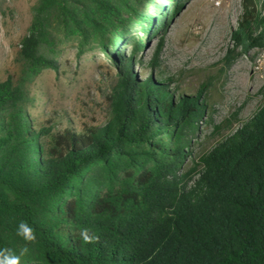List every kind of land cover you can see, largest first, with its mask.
Segmentation results:
<instances>
[{"label": "trees", "instance_id": "trees-1", "mask_svg": "<svg viewBox=\"0 0 264 264\" xmlns=\"http://www.w3.org/2000/svg\"><path fill=\"white\" fill-rule=\"evenodd\" d=\"M241 1L227 66L239 51L264 48V0ZM186 2L33 6L18 73L0 78V247L19 255L27 246L21 264H264V103L221 135L202 90L179 91L157 70L166 26ZM133 25L144 36H131ZM59 26L80 37L81 51L96 41L117 69L103 122L77 125L56 111L31 112L35 79L61 68ZM155 38L151 69L140 79L134 65H144L141 53ZM205 125L222 138L197 153ZM21 221L33 228L34 242L16 235ZM82 229L96 239L83 242Z\"/></svg>", "mask_w": 264, "mask_h": 264}, {"label": "rangeland", "instance_id": "rangeland-1", "mask_svg": "<svg viewBox=\"0 0 264 264\" xmlns=\"http://www.w3.org/2000/svg\"><path fill=\"white\" fill-rule=\"evenodd\" d=\"M37 2L0 0V78L18 73L19 41L28 32ZM241 15V0H187L179 15L166 26L160 69H157L165 77H173L170 83L179 91L187 88L188 93L197 94L202 90L201 100L208 105L207 118L219 126L221 135L234 131L264 103V48L248 53L239 51L230 66L226 63L233 48L231 34ZM54 31L61 40V68L58 72L46 69L35 79L32 114L46 116L56 111L77 125L103 122L108 112L105 94L117 80L114 63L96 41L84 43L81 51L78 35H65L60 26ZM130 34L144 36V30L133 25ZM157 40L141 53L144 65H134L140 79L148 76L151 69L148 63ZM131 48L128 44L125 53L129 54ZM214 125L203 127L204 132L195 145L197 153L210 149L222 138L212 133Z\"/></svg>", "mask_w": 264, "mask_h": 264}, {"label": "clouds", "instance_id": "clouds-1", "mask_svg": "<svg viewBox=\"0 0 264 264\" xmlns=\"http://www.w3.org/2000/svg\"><path fill=\"white\" fill-rule=\"evenodd\" d=\"M16 235L26 242H34L36 235L33 228L24 221L19 222L16 228ZM80 236L83 242L90 243L96 239L94 235H90L88 229H82ZM29 251L27 246L20 249L19 255L14 254L12 249L0 247V264H21V257L25 256Z\"/></svg>", "mask_w": 264, "mask_h": 264}]
</instances>
